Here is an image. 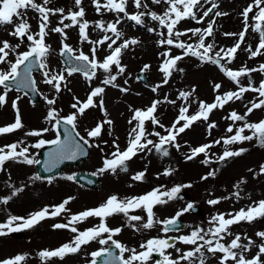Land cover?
<instances>
[{
    "label": "rangeland",
    "instance_id": "obj_1",
    "mask_svg": "<svg viewBox=\"0 0 264 264\" xmlns=\"http://www.w3.org/2000/svg\"><path fill=\"white\" fill-rule=\"evenodd\" d=\"M36 2L41 4L42 0H36ZM100 2L104 3V0H100ZM213 2L218 7L213 9L209 17H204L201 23L197 24L191 19H186L181 21L177 28L180 31L195 28L203 30L208 27L209 22L214 21L213 35L206 37V44L214 45L212 53L214 55L221 48H231L237 42L238 35L225 36L224 34H238L244 30L245 24L242 13L249 4H253V0H213ZM143 3L148 5L147 9H137L132 0H128L126 11L129 15L149 11L163 15L168 7L163 2L153 4L152 0H143ZM201 3L203 8L199 10L198 16H202L203 11L211 7V3H205V0H201ZM47 7L64 9L65 15L70 10L73 12L79 10L76 8L74 0H51ZM81 7L85 12L83 19L89 23L86 31L91 41L102 39L105 35L112 36V33L102 32L95 25L99 21L105 25L110 22L114 23L117 20V13L102 10L98 14L92 0H82ZM217 11L226 13V15L217 17L215 16ZM256 11L258 9L254 7L253 12ZM251 13H249V17ZM119 16L121 22L117 25V29L122 33V36L113 45V49L126 40L135 39L138 43L129 45L128 48L122 50L119 60L120 67L124 68L123 73L118 72L116 65L111 66L110 74L117 77L113 82L115 86L103 83L109 73L103 72L102 69H96V75L90 81L85 75L78 73L69 76L59 60L63 38L59 33L52 31H48V35L45 37V43L50 49L45 59L47 68L43 71L40 69L34 77L40 99L37 102H32L24 91L9 86L5 89L4 86H0V95H5L6 100L5 104L0 107V127L9 126L15 122L16 109L19 110L23 125L22 128L14 132L0 135V148L22 141L20 147H27L28 158L36 161L40 159L41 148L37 149L31 145L41 139L51 141L59 136L56 127L53 130L56 120L47 119L50 110H54L59 118H65L75 113L77 115L76 129H78L80 136L88 139L89 144L92 145L90 155L85 161L77 166H64L59 174L48 177H41L38 174L36 163L28 165L16 160L5 162L3 169L0 170V199L7 197H11V199L7 204L0 203V223H6L10 216L27 218L31 213L38 212L45 207L52 209L66 199H72L66 205L68 211L60 216L43 220L31 229L9 232L7 235L0 236V261L14 259L19 255L24 257L20 264H91V253L102 247L107 248L111 244L110 241L108 245L104 246H101L98 241H91L82 245L80 252L66 255L63 260L59 258H52L48 261L41 260L39 252L56 250L64 244H70L74 239V233L67 229H53V224L67 223L71 215L98 208L113 195L120 200H126L143 196L157 188L164 192L179 187L180 191L176 194V198L168 200L165 204L154 206L153 227L147 229L142 227L148 219L143 208L129 212V215L142 217L140 221H128L123 214H116L107 218V225L111 229H121V232L113 239L129 250L135 249L137 253L146 251L147 249L141 248V245L146 244L148 240L166 239L174 247L165 249L164 254L170 260H179L180 264H189L188 261L181 260L180 257L183 253L193 251L196 245L184 244L180 242L179 237L189 236L192 231L198 228L207 231L212 227L209 221L213 216L225 214V218H229L228 213L235 214L242 208L247 209L255 202L264 200V174H260L261 165H264V147L260 146L256 139L227 146L223 143L224 138L235 135V131L243 127L245 123H258L264 120V108L253 110L251 114L245 116L243 121H237L235 124L227 118L233 111L243 116L251 107L250 102H259L260 98L256 92H245L242 99H234L225 104L223 108L214 109L209 114L208 121L201 119L194 122L189 129L177 136L176 143L180 146L179 149L171 144L165 145L168 151L167 156H162L154 149L150 152L146 150L126 162L127 171L119 168L115 173L111 171L100 173L98 171L103 167L105 158H113L111 154L116 151L114 143L119 146L121 151L127 148L129 133L138 123L133 120L136 110L146 111L153 102L160 101L154 116L159 124L164 127L153 125L151 120H146L144 127L146 133L158 132L161 135H167L165 129L170 128L177 120L181 107L188 108L186 115H195L199 111L200 102L212 104L217 95H223L230 91L238 92L239 87H248L249 81L254 87H259L261 81H264V73L254 71L239 77L240 84L237 85L226 77L218 66L211 63H201L197 57L192 55L185 56V49L159 44L158 41L168 38L167 29L161 27L158 21H153L149 15L142 17L144 22L142 26L145 28L126 19L123 13ZM26 19L30 25V32L32 34L38 32L39 14L29 9L26 12ZM49 20L48 29L63 27L60 24L61 16L59 14L51 15ZM64 23L69 24L71 21L65 20ZM148 28H153L154 31L149 32ZM12 31V25H0V42L7 41L15 48V52L9 51L7 58L8 61L14 63L17 54L29 50L30 42L25 37L22 38L23 43H21V40L10 35ZM65 34L67 39H64L63 43L73 49L72 53L83 52L91 58V49L95 45L81 41L78 26L65 29ZM113 39H115L114 36ZM179 39L193 46L198 43V36H192L191 32ZM259 40V33L253 32L249 27L245 40L235 54L232 63L228 64L226 60H222L221 64L233 71H238L241 68H259L261 64H264V55L249 58L250 53L245 50L248 47L255 50ZM17 44L20 45L18 48L16 47ZM111 51L106 44L96 47L97 60L103 62ZM261 51L264 52V49ZM164 52H168L169 57H183L177 61L175 69L171 70L167 83L164 82V73L160 70L166 59L162 55ZM145 65L149 66L147 70L144 68ZM9 67L8 63L0 64V71H8ZM44 71H48L50 75L61 73L64 75L65 80L61 83L59 93L55 91L52 85L44 82ZM141 74H144V81L139 80ZM215 84L222 86L218 92L214 90ZM96 87L104 89L101 96L93 98L97 106L87 109L83 115L78 114L72 105L76 103L77 99L81 103L86 102L88 95ZM153 88H156L155 92L152 90ZM121 89H126V91H121ZM180 92L191 93V95L187 100H184L179 98ZM47 99H53L55 103L49 105L46 102ZM101 100L103 101V109L99 106ZM14 101L16 102V109L13 108ZM105 120H111L112 123L106 124L104 123ZM130 120H132L131 124L129 123ZM183 123L184 121H181L177 127L182 126ZM208 123H214L216 127L209 129ZM98 124L102 125L101 134L89 138L88 132ZM229 126L233 127L232 133L226 131ZM44 129H48V131H43ZM30 131H41L43 134L38 137L26 135ZM251 134L248 129H245L243 133V135ZM148 139L154 142L159 141L157 136H148ZM217 140L220 143H215ZM202 145H213L206 150L207 156L199 154L192 160L186 159V156L191 154L192 149ZM226 148L231 151L243 148L246 151L240 156L219 161V157L223 155ZM205 160L207 163H202ZM78 170L99 173L98 186L89 188L73 180L72 176ZM167 170H170L171 174L163 175ZM140 172L145 174L143 180H133L132 177ZM210 172H214V175L209 176ZM69 176L72 177L71 180L67 179ZM35 177H39V179H35ZM203 177L207 178L203 179ZM241 180L244 183H240ZM185 185L190 186L185 187ZM237 185H239L238 188ZM21 188L23 191L18 192L15 196L11 195L15 189ZM237 191L240 193V198L234 195ZM180 195L186 198L181 199ZM163 199H167V197H163ZM211 200H218L219 203L212 205L209 203ZM189 204L192 207L196 206L197 211L192 212L191 209L185 211ZM178 213L182 214L177 216ZM171 218L181 219L185 225L178 230L165 231L162 222ZM99 222V218L89 217L75 226L79 231H84L97 226ZM5 231L7 230L5 229ZM230 231L233 236L225 237L221 243L227 245L238 234L242 237V243L246 244L247 240L243 237H248L255 242V245H260L264 241L256 233L264 232V218L256 219L251 223L242 221L233 225ZM102 238L107 239V234L105 233ZM177 249L180 251L178 252ZM202 251L207 257L205 264H219L222 253L213 255L208 253L206 248ZM257 253L258 247L253 246L244 255L246 258L252 259ZM130 255V251L125 252L124 258L126 259ZM155 262L156 258L152 254L145 264H155ZM134 264H140V262L136 261ZM194 264H199V260H195ZM225 264H234V262L226 261Z\"/></svg>",
    "mask_w": 264,
    "mask_h": 264
},
{
    "label": "snow or ice",
    "instance_id": "obj_2",
    "mask_svg": "<svg viewBox=\"0 0 264 264\" xmlns=\"http://www.w3.org/2000/svg\"><path fill=\"white\" fill-rule=\"evenodd\" d=\"M92 2L98 14L101 13L102 10L117 13V20L114 23L110 22L105 25L102 21H99L95 25V27L100 29L102 32L112 33V36L105 35L102 39L97 41H91L89 39L88 33L86 31L89 27V23L83 19L85 12L83 7H81L82 0H74L76 8L79 10L75 12L70 10L67 15L64 14V9H53L47 7V5L51 3V0H42L41 4H38L36 0H0V25H12L13 31L10 33V35L15 36L18 40H21V43H23L22 38L25 37L27 41L30 42L29 50L17 54L14 63L8 61L7 58L9 51L15 52V48H13L12 45H10L7 41L0 42V44H2V46H0V64L8 63L10 65L8 71H0V86H4V88L7 89L8 83H15L17 88L23 87L35 91V81L31 78V71L34 67H39L42 71L47 68L45 59L49 54L50 49L45 43V37L48 35V31L59 33L61 35L63 38L61 55L68 54L71 56L73 49L67 44H64L63 40L67 39L65 29L76 26L79 28V36L81 41L88 42L89 44H93L95 46L91 49V58L89 55H86L83 52H80L79 55L72 57L79 63L67 70L68 75L71 76L73 72L83 71L85 77L90 81L95 77L96 69H102L103 72L109 73V75L103 80V83L106 85L113 84L117 77L110 74L111 66L116 65L118 72L123 73L124 68L120 67V54L122 50L128 48L129 45H135L138 43V41L135 39L126 40L113 49V45H115L117 40H119L122 36V33H120L117 29V25L121 22L119 16L121 13L124 14L126 19L134 21L137 25H142L144 23L142 17L144 15H149L153 21H158L161 27L167 29L168 38L158 41L159 44H167L179 49H185V56L192 55L197 57L201 63H211L218 66L220 71L237 85L240 84L239 77L248 75L250 72L258 71L264 73V64H261L257 69L241 68L238 71L230 70L221 64L222 60H226L228 64L232 63V61L235 59V54L237 53L238 49H240L241 44L245 40V35L249 27H251L253 32H258L260 36L259 44L255 50H252L251 47L245 49L250 53L249 58H254L257 55H264V52L261 51L264 49V26H262L264 25V6H262L264 5V0H253V4H249L244 9L242 13L245 24L244 30L238 34H224L225 36L238 35L239 39L233 47L228 49L221 48L219 51H216L214 55L212 54L214 45L211 43L206 44V37L213 35L214 21L209 22L208 27L203 30L200 28H195L188 29L186 31H180L177 28V25L183 20L191 19L199 24L203 21L204 17H209V14L213 12V9L218 7V5L213 2V0H205V3H211V7L204 10L202 16H198L199 10L203 8L201 0H152L153 4H160L163 2L164 4L168 5L163 15H158L151 11L147 13L138 12L137 14L129 15L126 11L128 0H105L104 3H101L100 0H92ZM132 2L137 9H147L148 7L146 3H143V0H132ZM254 7L258 9V11H256L255 15L250 18L249 13L253 12ZM29 9L39 14V31L35 34L30 32V25L26 19V12ZM56 14L61 16L60 24L63 25V27L48 29V25L50 23L49 17ZM222 15H226V13L219 11L215 12V16L217 17ZM249 19L254 20L255 23L250 25ZM65 20H70L71 23L65 24ZM148 31L153 32L154 29L148 28ZM189 32H191L192 36H198V43L195 46L192 44H186L179 39L181 36H187ZM113 36L115 39H113ZM104 44H106L107 47L112 51L105 57L103 62H99L96 56V47ZM19 46V44L16 45L17 48ZM201 49L202 51H200ZM162 55L166 59L160 70L164 73V82L167 83L168 77L171 75V70L175 69L177 61L183 59V57H169L168 52H164ZM148 67V65H145V70H147ZM86 69H91V72L87 71ZM179 70L182 71V69ZM44 77V82L46 84L52 85L57 93L61 91V83L65 80V77L62 73L50 75L48 71H44ZM113 86L115 85L113 84ZM221 87L222 86L220 84H215L214 90L218 92ZM152 90L155 92L156 88H153ZM121 91H126V89H121ZM103 92V88L96 87L90 92L86 102L81 103L77 99L76 103L73 104L72 107L76 109L78 114L83 115L87 109L97 106L94 103L93 98L101 96ZM245 92H256L258 93L260 99L259 102H250L251 107L247 109L243 116L237 114L235 111L231 112L227 118L230 119L233 124H235L237 121H243L245 116L251 114L253 110L264 108V81H261L259 87H254L252 82L249 81V86L239 87L238 92L230 91L224 93L223 95H217L215 102L212 104L200 102L199 111L195 115H186V113H188V108L181 107L177 120L174 121L170 128L165 129L167 135H161L158 132L146 133V129L144 127L146 120H151L153 125H159L162 128L164 127L162 124H159V121L154 116L157 105L160 103V101L153 102V104L147 108L146 111L136 110L133 120H136L138 123L131 129L129 133L127 148L121 151L119 146L115 145L114 143L116 151L111 154L113 158H105L103 161V167H101L98 171L100 173L107 171L115 173L118 168L127 171L126 162L131 160L139 153L145 152L146 150L150 152L152 149H154L162 156H167L168 151L165 148L166 144H171L179 149L180 146L176 143L177 136H179L181 133H184L186 129H189L194 122H197L201 119L208 121L209 114L212 113L214 109H217L218 107L223 108L225 104L234 99H242V96ZM190 95L191 93L180 92L179 98L187 100ZM5 102V95H0V107H2ZM46 102L47 104L52 105L55 103V100L47 99ZM170 103L173 102L170 101ZM99 106L101 109H103L102 100ZM13 108L16 109L15 101L13 102ZM16 111L17 115L15 122L9 126L0 127V135L14 132L17 129L23 127L19 110L16 109ZM47 119H55L56 124L60 123V118L54 110H50L48 112ZM76 119L77 115L74 113L63 118V123L65 125H70L71 130L74 132L76 129ZM181 121H184L183 125L177 127ZM104 123L111 124L112 121L105 120ZM129 123L131 124L132 120H130ZM55 127L56 125H53V130ZM215 127L216 125L214 123H208L209 129ZM101 129L102 125L98 124L94 129L88 132V137L94 138L99 136L101 134ZM245 129L251 131L252 134L243 135ZM43 131H48V129H44ZM226 131L228 133H232L233 127L229 126ZM42 134L43 133L41 131H30L26 133L28 136L36 137L41 136ZM148 136H157L159 141L154 142L153 140L148 139ZM69 137L70 132L68 129H65V139L63 141H61L59 136H57V138L54 140L45 141L41 139L37 143L31 145V147L37 149L43 148L46 144L55 146V150L49 153V158L45 162L47 171H51L52 168L56 167L57 163L61 160L76 158L77 153L80 152V145L74 144ZM81 139L85 145H89V147L92 146L89 144L88 139H84L83 137H81ZM253 139H256L260 146L264 147V120L258 123H245L243 127H240L235 131V135L224 138L223 143L227 146L234 143H242L246 140L252 141ZM20 143L23 142L21 141ZM20 143H14L0 148V170L3 169L5 162L9 160H16L17 162H22L28 165L39 163V161L28 158L27 147H20ZM215 143L218 144L220 141L217 140ZM212 146L213 145H202L192 149L191 154L186 156V159L192 160L199 154H205V156H207L206 150ZM17 149H19V151H17ZM244 151H246V149L241 148L237 151H231L226 148L223 155L219 157V161L240 156ZM202 163H207V160L202 161ZM170 174V170H167L163 173L165 176ZM260 174H264V165H261ZM144 175L145 174L143 172H140L133 176L132 179L136 181H142ZM208 175L212 176L214 175V172H210ZM206 178L207 177H203V179ZM35 179H39V177H35ZM67 179L71 180L72 177L69 176ZM240 183H244V181L241 180ZM9 186L11 187V185ZM189 186L190 185H185V187ZM238 187L239 185H237V188ZM20 191H23V189H15L11 195L15 196ZM179 191V187H174L170 191L164 192H161L160 188H157L143 196L128 198L126 200H120L117 196L113 195L98 208L89 209L82 213L71 215L67 223L53 224V229H67L74 233V239L70 244H64L56 250L41 251L39 252V256L42 261H48L52 258H59L60 260H63L66 255L80 252L81 246L86 245L91 241H98L101 246L108 245L110 241L111 245L119 250L120 255L113 256L112 252L108 248L102 247L100 250L91 253V264H97V258L100 257H106V259L103 261V264H114L116 261H118L119 264H134L136 261H139L140 264H145L153 252H156L163 257V264H180L179 260H170L169 257L164 254L165 249L174 247V245L168 243V240H148L146 244L141 245V248H146L147 250L137 253L135 249L129 250L120 242L113 239L114 236L121 232L120 228L111 229L107 225V218L116 214H123L128 221H140L142 217L138 215H129V212L143 208L147 213L148 219L147 222L142 225V227L145 229L151 228L154 224V206L165 204L168 202V200L176 198V194L179 193ZM234 195L237 198H240L239 191L235 192ZM163 197H167V199H163ZM10 199L11 197L0 199V203L7 204ZM71 199L72 198L66 199L61 204L54 206L52 209L45 207L38 212L31 213L27 218L10 216L6 223H0V236L7 235L9 232H19L25 229H31L40 224L43 220L50 218L54 219L55 217L60 216L62 213L68 211L66 205L70 203ZM209 203L215 205L219 203V201L211 200ZM191 208L192 205L189 204L185 211ZM181 214L182 213H178L177 216ZM227 216L229 218H225V214L213 216L209 221V224L212 225V227H210L207 231L198 228L192 231L189 236L179 237L180 242L184 244L196 245L193 251L183 253L180 259L188 261L189 264H194L195 260H199V264H205L207 257L205 256L202 249L206 248L207 252L213 255L217 253L223 254L222 258L219 259V264H225L226 261H232L234 264H264V243L255 245V242L248 237H243V239L247 240V243H242V237L238 234H236L234 238L231 239V242L227 245H225V243H221L225 237L233 236V233L230 231L233 225L239 224L242 221L251 223L256 219L264 218V200L255 202L254 205H250L247 209L242 208L235 214L228 213ZM89 217L99 218V224L95 227L85 229L84 231H79L75 225L84 222ZM162 223H164L166 226L174 225L176 223V219H169L163 221ZM133 227L135 226L133 225ZM5 229L7 231H5ZM167 230L168 229L166 227L165 231ZM105 233L107 234V239L102 238ZM256 235L262 241H264V232H258ZM206 237L210 238L206 239ZM201 241L202 243H199ZM253 246L258 247V253L254 258L248 259L245 257L244 253L248 252ZM129 251L131 252V255L125 259L124 253ZM177 251L179 252L180 249H177ZM22 260H24V257L18 255L14 259L0 261V264H20Z\"/></svg>",
    "mask_w": 264,
    "mask_h": 264
},
{
    "label": "water",
    "instance_id": "obj_3",
    "mask_svg": "<svg viewBox=\"0 0 264 264\" xmlns=\"http://www.w3.org/2000/svg\"><path fill=\"white\" fill-rule=\"evenodd\" d=\"M60 56H61L62 62L67 67V69H69L73 66H76L79 63L78 61H76L72 58V57H74L73 55H71V56H69L68 54L61 55V53H60ZM22 68H23V66H22ZM38 69H39V67H34L32 69V71H31L32 80H34L33 79V72L38 70ZM86 70L91 72V69H86ZM21 71H22V69H21ZM80 72H83V71H80ZM139 79L144 81V77H142V76ZM8 86L12 87L14 89H17L19 91L20 90L24 91L29 96V98L31 99L32 102H37L40 99L36 85H35V91L28 89V88H23V87L17 88L15 83H8ZM56 128L59 132V138L61 141H63L65 139V129H68V131L70 132V137H69L70 140L74 144L80 145V152L77 153L76 158L61 160L57 163L56 167L52 168L51 171H47L45 162L49 158V153L53 152L55 150V146L50 145V144H46L40 151L41 157H40L39 163H36L37 172L41 177H48V176L59 174L61 172V169L64 166L73 165L77 162H81L88 155L87 145H85L83 143V141L77 135L76 131L73 132L71 130L70 125H65L63 123V119H60V123L56 124ZM74 179H76V180L80 181L81 183L88 185L90 187H94L98 183V176L97 175H93V174H89V173H85V172L76 173L74 175ZM179 197L181 199H185V196H183V195H180ZM191 210H192V212H195V211H197V208H191ZM184 225H185V222L183 220L176 219V223L174 225L166 226L164 224V229L167 227V229H168L167 231L177 230V229L182 228ZM107 248L112 252L113 256H119L117 254L118 249H116L114 246L110 245ZM156 256L158 257V260H159L160 255L157 253ZM104 259H106V257L97 258V264H103ZM114 264H119V262L116 261V262H114Z\"/></svg>",
    "mask_w": 264,
    "mask_h": 264
},
{
    "label": "flooded vegetation",
    "instance_id": "obj_4",
    "mask_svg": "<svg viewBox=\"0 0 264 264\" xmlns=\"http://www.w3.org/2000/svg\"><path fill=\"white\" fill-rule=\"evenodd\" d=\"M262 6H264V5H262ZM254 15H255V12H252L251 15H250V18H251L252 16H254ZM249 23H250V25H252V24L255 23V21L252 20V19H250V20H249ZM138 26H142V25H138ZM262 26H264V25H262ZM142 27L145 28V26H142ZM59 60H60V57H59Z\"/></svg>",
    "mask_w": 264,
    "mask_h": 264
}]
</instances>
